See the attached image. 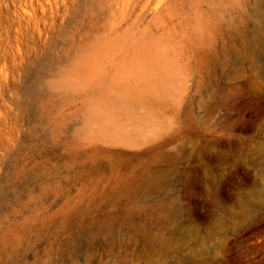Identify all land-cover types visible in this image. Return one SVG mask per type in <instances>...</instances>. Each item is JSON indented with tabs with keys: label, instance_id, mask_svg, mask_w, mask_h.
<instances>
[{
	"label": "rangeland",
	"instance_id": "1",
	"mask_svg": "<svg viewBox=\"0 0 264 264\" xmlns=\"http://www.w3.org/2000/svg\"><path fill=\"white\" fill-rule=\"evenodd\" d=\"M149 1L0 0V264H264V0Z\"/></svg>",
	"mask_w": 264,
	"mask_h": 264
},
{
	"label": "bare ground",
	"instance_id": "2",
	"mask_svg": "<svg viewBox=\"0 0 264 264\" xmlns=\"http://www.w3.org/2000/svg\"><path fill=\"white\" fill-rule=\"evenodd\" d=\"M148 1H149V0H148ZM171 1H172V0H171ZM149 2H150V1H149ZM151 2H152V1H151ZM153 2H154V1H153ZM163 3L165 4L164 1H163ZM168 3H169V2H168ZM170 3H171V2H170ZM173 3H174V1H173ZM153 4H154V3H153ZM179 4H182V2H181V3L179 2ZM149 5H150V7H151L152 4L149 3ZM149 5H148V8L151 9V8L149 7ZM176 5H177V3H176ZM183 5H184V3H183ZM181 6H182V5H181ZM148 8H147V6H146V8H144V9L149 10ZM153 8H154V7H153ZM143 11H144V10H143ZM144 12H146V11H144Z\"/></svg>",
	"mask_w": 264,
	"mask_h": 264
}]
</instances>
